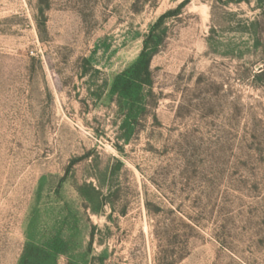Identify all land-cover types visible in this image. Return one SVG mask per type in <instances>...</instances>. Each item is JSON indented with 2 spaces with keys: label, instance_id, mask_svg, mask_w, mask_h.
<instances>
[{
  "label": "rangeland",
  "instance_id": "1",
  "mask_svg": "<svg viewBox=\"0 0 264 264\" xmlns=\"http://www.w3.org/2000/svg\"><path fill=\"white\" fill-rule=\"evenodd\" d=\"M185 1L0 0V264H264V5Z\"/></svg>",
  "mask_w": 264,
  "mask_h": 264
},
{
  "label": "trees",
  "instance_id": "2",
  "mask_svg": "<svg viewBox=\"0 0 264 264\" xmlns=\"http://www.w3.org/2000/svg\"><path fill=\"white\" fill-rule=\"evenodd\" d=\"M192 0H186L183 2L176 11H171L163 15L158 23L154 26V29L159 27L161 24L164 23V21L170 17L171 15L176 14L178 11H181L183 7L189 3ZM222 2L223 0H217ZM249 0H228V3H236L241 4L244 2H248ZM259 4V6L264 5V0H256ZM150 41H152V35H150ZM147 41L145 44V48L142 51L139 60L134 66V71L138 72L139 78L138 83L140 87H143L144 85H151V77H152V71H151V63L153 60V57L156 54V51L152 50L151 42ZM56 259L54 256L47 250L40 249L33 246H28L23 254V259L21 261V264H55Z\"/></svg>",
  "mask_w": 264,
  "mask_h": 264
}]
</instances>
